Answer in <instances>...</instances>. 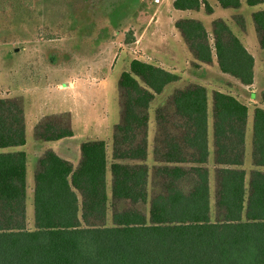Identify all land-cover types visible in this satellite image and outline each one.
I'll return each instance as SVG.
<instances>
[{"label":"trees","instance_id":"16d2710c","mask_svg":"<svg viewBox=\"0 0 264 264\" xmlns=\"http://www.w3.org/2000/svg\"><path fill=\"white\" fill-rule=\"evenodd\" d=\"M223 9L264 0H216ZM244 1V2H243ZM202 0H176L184 12ZM264 50V10L253 14ZM244 27L243 21L238 22ZM197 65L216 61L242 85L255 83V58L224 20L210 34L198 20L176 23ZM181 78L134 60L119 82L121 121L112 164L104 141L81 145L77 167L49 150L35 172L34 226L27 216V154L22 98L0 99V264H264V108L253 117L252 170L245 169L249 107L212 95L215 205L211 200L210 101L206 87L177 89L156 112L154 166L149 111ZM70 117V115L68 114ZM71 117H45L37 141L74 137ZM109 173L112 176L109 192Z\"/></svg>","mask_w":264,"mask_h":264},{"label":"rangeland","instance_id":"374dc122","mask_svg":"<svg viewBox=\"0 0 264 264\" xmlns=\"http://www.w3.org/2000/svg\"><path fill=\"white\" fill-rule=\"evenodd\" d=\"M202 2L213 8V14L204 7L194 12L196 19L211 30L215 20L226 21L255 58L256 86L235 87L233 82L239 81L223 74L218 65L214 66L216 61L202 66L196 64L192 54L188 62L182 59L177 65L181 74H176L181 80L170 84L153 101L149 111L150 167L155 164L151 146L154 147L157 134L156 112L175 90L193 85L194 81L206 87L210 132H213L212 95L216 91L232 95L249 107L250 138L255 109L264 108V50L253 21V14L264 10V5L249 7L243 1L240 9L232 10L223 9L216 0ZM169 5L170 0H163L159 7L150 0H0V99L24 100L27 140L24 149L31 160L27 177L30 227L35 219L33 161L43 147H58L56 143L36 140L37 125L49 116L63 118L66 124L71 117L75 135L69 143L80 148L86 142L104 141L111 148L115 128L121 121V77L130 71L135 58L152 63L148 59L151 52L159 45L167 46L171 40L169 29L156 40L153 30L160 17L168 22ZM241 21L244 27L237 24ZM213 160L211 155V169ZM252 166L249 150L247 172ZM211 200L214 209L213 169Z\"/></svg>","mask_w":264,"mask_h":264},{"label":"crops","instance_id":"0c3cea01","mask_svg":"<svg viewBox=\"0 0 264 264\" xmlns=\"http://www.w3.org/2000/svg\"><path fill=\"white\" fill-rule=\"evenodd\" d=\"M175 1L176 0H170V5H169V8H170L169 13L170 14L168 16V22L165 20L164 17L163 18L160 17V21H158L159 23L157 24V26L153 30V31H156L155 32V40H156L157 37L159 38L161 36V34L165 33V31H168L167 29H169L171 37H168V38H171V40L169 41L167 46H165L164 48L160 45L157 46L158 45L157 44L156 46L160 47V48H158L159 50L156 48L155 52L152 51L151 56H150L151 58H148V59L152 61V63H150V64H154L156 66L159 65L162 67L165 66L164 69H166L170 72H173L174 74L180 75L181 72H179V68L177 67V65H178V63H182V59H184V60H186V62H188L190 57H191V52L189 51V48L187 47L182 34L176 28V23L180 20H186V19L197 20V19L195 17L194 12H184V11L176 10L174 8ZM152 4H154V3H152ZM161 4H163V2ZM161 4H159V5L154 4V5L159 7ZM157 12H160V11H157ZM206 29L210 34L212 33L211 29H208V28H206ZM183 56H185V58H183ZM136 59H138V58H135L134 60H136ZM144 62H146V61H144ZM216 65H218V64L215 63L214 66L216 67ZM202 66H205V65H202ZM201 69H205V68L201 67ZM214 70H215V68H214ZM201 71H204V70H201ZM256 81H257V73L255 74V84L253 86H256ZM194 82H195V84L203 86V84L200 81H194ZM233 84L235 85V87H239L241 89L250 88V87H246V86L242 85L240 82L234 81ZM63 114H66V113H63ZM212 121H213V118H212ZM249 124H250V118H249ZM252 129H253V126H252ZM252 138H253V136H252ZM252 138H250L249 133H247V146H246L247 147V153L249 152V150L252 153ZM71 139L72 138L64 139V140H61L58 142H52V143H56L58 145L57 148H51L50 147V148L46 149L45 147H43L42 151L39 152L35 156V159L33 161V164L35 166V172L37 169V164H38L39 159L45 154V152H47L49 150L54 151L60 158L66 160L68 162H71L75 167H77L81 161V150H80V148H81L82 144L80 145V148H78L76 145L68 142V140H71ZM150 140H151V136H150ZM42 143H45V142H42ZM38 146H39V149L42 148V145H38ZM24 147L15 148V149H12L10 151H12V152H25L26 153ZM151 147L153 149H155V145H154V147L153 146H151ZM44 149H45V151H44ZM210 151H211L212 157H214L215 156V154H214L215 153V146H214V133L213 132H210ZM113 153H114V142H113V145L111 148H109V146H108V155H109L111 164L113 161ZM149 155H150V148H149ZM153 157H154V152H153ZM30 162H31V160H29V156L27 155V177H28V169H29ZM214 168L215 167L213 166L212 169H214ZM108 181H109V188L111 190V186H112L111 173H109Z\"/></svg>","mask_w":264,"mask_h":264},{"label":"built area","instance_id":"2783aa9c","mask_svg":"<svg viewBox=\"0 0 264 264\" xmlns=\"http://www.w3.org/2000/svg\"><path fill=\"white\" fill-rule=\"evenodd\" d=\"M151 2L154 3V4L159 5V4H161L163 2V0H151Z\"/></svg>","mask_w":264,"mask_h":264}]
</instances>
